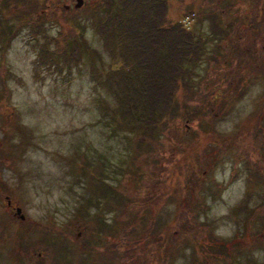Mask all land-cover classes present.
<instances>
[{
	"label": "rangeland",
	"instance_id": "374dc122",
	"mask_svg": "<svg viewBox=\"0 0 264 264\" xmlns=\"http://www.w3.org/2000/svg\"><path fill=\"white\" fill-rule=\"evenodd\" d=\"M107 1L0 0V264H264V50L244 15L264 23V0H163L164 27L208 40L146 143L93 77ZM37 10L99 59L38 62Z\"/></svg>",
	"mask_w": 264,
	"mask_h": 264
},
{
	"label": "trees",
	"instance_id": "16d2710c",
	"mask_svg": "<svg viewBox=\"0 0 264 264\" xmlns=\"http://www.w3.org/2000/svg\"><path fill=\"white\" fill-rule=\"evenodd\" d=\"M146 2L108 0L101 8L102 14H95L92 21L110 59L109 70L102 78H97L98 74L93 77L113 95L116 106L111 111L119 112L117 123L132 132L138 130L139 143L153 140L163 129L164 119L173 114L171 100L177 81L194 74L208 40L177 22L164 27L161 19L167 7L163 0L158 7ZM42 16L45 17L43 10H37L32 18L37 23ZM45 27L42 23L35 27L30 25V33L43 37L38 44V62L60 71L69 69L71 64H80L86 56L89 63H93L95 56L98 59L101 56L95 50L89 54L91 49L82 34L71 35L66 42L58 41L59 36L48 38ZM10 34L13 37L15 33L10 31ZM11 35L8 38H12ZM116 62L122 64L119 69L112 67Z\"/></svg>",
	"mask_w": 264,
	"mask_h": 264
},
{
	"label": "flooded vegetation",
	"instance_id": "af4514ba",
	"mask_svg": "<svg viewBox=\"0 0 264 264\" xmlns=\"http://www.w3.org/2000/svg\"><path fill=\"white\" fill-rule=\"evenodd\" d=\"M217 2H215V4H216ZM214 4V5H215ZM220 4V3H219ZM58 5V4H57ZM213 5V6H214ZM226 5V4H225ZM225 5L224 6H217V7H219L220 8V10H222L223 8H225ZM57 7V6H56ZM74 7H78V6H76V4L74 5ZM63 8L64 9H67L68 8V4L67 5H65V4H63ZM246 11H248V12H250V13H252V14H254L255 16H257V13L254 11V9L253 8H249V7H247L246 8ZM245 15V17H246V19H248V21H249V25H247L246 24V27L245 28H248L249 27V29L253 32V35H255V36H259V38H260V41L262 42L261 43V45H260V47L259 48H257V50H260L261 52L264 50V35H261V33H262V28L264 27V23H263V18L261 17V20H260V18H258V21H255V20H253L252 18H251V16L249 17L247 14H244ZM258 17V16H257ZM257 19V18H256ZM262 25V26H261ZM6 199V198H5ZM6 205H7V207H11V208H13V210L15 211V207L12 205V203H11V201H10V198H9V202H7L6 201ZM16 206V205H15Z\"/></svg>",
	"mask_w": 264,
	"mask_h": 264
},
{
	"label": "water",
	"instance_id": "95a60500",
	"mask_svg": "<svg viewBox=\"0 0 264 264\" xmlns=\"http://www.w3.org/2000/svg\"><path fill=\"white\" fill-rule=\"evenodd\" d=\"M76 1V4L78 5V3L81 1V0H75ZM76 5V6H77ZM4 198H6V201L7 202H9V198H8V196L7 195H5V197ZM18 213V215H19V217L22 219L23 218V215H22V213L20 212V207L19 206H15V213Z\"/></svg>",
	"mask_w": 264,
	"mask_h": 264
}]
</instances>
